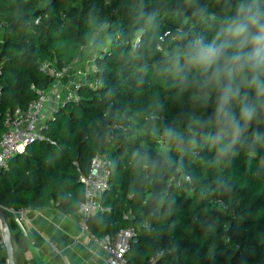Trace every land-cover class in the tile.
<instances>
[{
    "label": "trees",
    "instance_id": "trees-1",
    "mask_svg": "<svg viewBox=\"0 0 264 264\" xmlns=\"http://www.w3.org/2000/svg\"><path fill=\"white\" fill-rule=\"evenodd\" d=\"M238 0H0V142L8 114L26 111L54 79L48 63L69 69L87 56L97 72L82 80L41 131L43 141L15 157L0 177V207L13 212H79L82 176L110 161L107 211L88 222L102 239L133 227L127 264H264V119L253 121L228 155L202 129L213 115L168 74L179 32L232 14ZM104 49L106 51L104 52ZM100 82L99 89L91 85ZM214 99V98H213ZM238 115V109H237ZM167 128L185 133L160 150ZM191 179V184L185 178ZM125 215L129 218L125 219ZM8 255L0 237V264Z\"/></svg>",
    "mask_w": 264,
    "mask_h": 264
},
{
    "label": "clouds",
    "instance_id": "clouds-1",
    "mask_svg": "<svg viewBox=\"0 0 264 264\" xmlns=\"http://www.w3.org/2000/svg\"><path fill=\"white\" fill-rule=\"evenodd\" d=\"M209 15L213 23L201 31L179 32L167 71L181 93L205 107L212 102V117L196 118L188 133L194 138L202 129H216L214 136L205 135L228 155L252 122L264 119V0H238L232 14ZM184 135L165 129L160 150L170 151ZM254 137L264 134L256 131Z\"/></svg>",
    "mask_w": 264,
    "mask_h": 264
},
{
    "label": "built area",
    "instance_id": "built-area-1",
    "mask_svg": "<svg viewBox=\"0 0 264 264\" xmlns=\"http://www.w3.org/2000/svg\"><path fill=\"white\" fill-rule=\"evenodd\" d=\"M106 49H104V52ZM92 73H96L97 69L92 65ZM41 72L54 79V84L51 90L40 93L39 98L33 102L26 111L20 109L7 115L5 119V132L0 142V177L6 173L10 168L11 161L18 155L25 153L26 148L38 141H43L44 138L37 128V124L43 118V112L50 100L57 103H63L62 107L67 101H77V92L80 88L79 82L71 95L64 100L60 90L61 82L68 74V69L57 71L48 63L41 65ZM3 75V68L0 64V84ZM86 80L87 73L79 72ZM95 90L99 89L100 82L96 81L91 85ZM2 92L0 89V98ZM111 163L104 156L97 155L91 164V169L88 175L82 176L80 182L84 186V201L79 208V216L81 218V225L84 231L90 232L88 227L89 220L98 213H105L107 209L101 205L100 201L103 195L109 188V180L111 177L110 171ZM185 181L191 184L189 177ZM27 211L11 212L14 222L21 232L27 236L24 228V221ZM129 216L125 215V219ZM136 236V230L129 227L117 235L105 236L102 239H96L98 245L105 253V264H127L126 254L130 249V244ZM163 253L158 254L155 259L151 261L154 264ZM6 264H9L7 261Z\"/></svg>",
    "mask_w": 264,
    "mask_h": 264
},
{
    "label": "crops",
    "instance_id": "crops-1",
    "mask_svg": "<svg viewBox=\"0 0 264 264\" xmlns=\"http://www.w3.org/2000/svg\"><path fill=\"white\" fill-rule=\"evenodd\" d=\"M83 67L77 62L68 69L60 85L63 102L71 95L74 86L84 79L83 75L78 76L79 72L86 73ZM62 104L54 100L48 102L43 118L37 124L40 132L62 108ZM24 228L27 236L17 226L12 233L16 264H105V253L98 245L97 238L83 230L78 212L66 215L56 208L29 210ZM0 237L2 239L1 233Z\"/></svg>",
    "mask_w": 264,
    "mask_h": 264
},
{
    "label": "water",
    "instance_id": "water-1",
    "mask_svg": "<svg viewBox=\"0 0 264 264\" xmlns=\"http://www.w3.org/2000/svg\"><path fill=\"white\" fill-rule=\"evenodd\" d=\"M0 233L2 243L8 255L9 264H16L13 258L12 233L9 227L7 213L2 207H0Z\"/></svg>",
    "mask_w": 264,
    "mask_h": 264
},
{
    "label": "rangeland",
    "instance_id": "rangeland-1",
    "mask_svg": "<svg viewBox=\"0 0 264 264\" xmlns=\"http://www.w3.org/2000/svg\"><path fill=\"white\" fill-rule=\"evenodd\" d=\"M86 62H85V64H84V67H83V69H85L86 70V73H87V75H89L90 73H92V68H91V66H92V64H91V66L89 65V63H91V61H90V58L87 56V58H86ZM78 72V71H77ZM78 76H79V73H78ZM78 84V83H77ZM75 87V86H74ZM74 90V88L72 89V91ZM71 91V92H72Z\"/></svg>",
    "mask_w": 264,
    "mask_h": 264
}]
</instances>
